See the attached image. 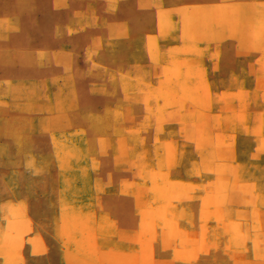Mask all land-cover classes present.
Returning <instances> with one entry per match:
<instances>
[{"label":"rangeland","instance_id":"1","mask_svg":"<svg viewBox=\"0 0 264 264\" xmlns=\"http://www.w3.org/2000/svg\"><path fill=\"white\" fill-rule=\"evenodd\" d=\"M160 244L264 264V0H0V264Z\"/></svg>","mask_w":264,"mask_h":264},{"label":"crops","instance_id":"2","mask_svg":"<svg viewBox=\"0 0 264 264\" xmlns=\"http://www.w3.org/2000/svg\"><path fill=\"white\" fill-rule=\"evenodd\" d=\"M161 75L162 71L158 65H151L148 69L145 75L146 80H144L145 87L143 88L144 93L148 95V98L161 101V98L164 97L165 101V99H168L169 95L172 96L171 92H169V89L165 87V80H162ZM136 88L139 89L138 87ZM167 104L168 103L166 101L165 103L161 101L157 104V110L162 112V114L166 113L169 119H173L175 121L178 120L176 124L178 130L180 131V129H182L185 125L184 121L181 120L184 118L183 112L180 111L177 106H174V109L168 108ZM152 107H154V105H152ZM179 118H181V121L179 120ZM153 247L155 248V251L159 253V260L161 261V264H199L201 262L208 261V259L205 258L206 255L204 253L203 256H197L192 252L184 251L183 248H180L181 246L179 245L166 247L164 246V244H160Z\"/></svg>","mask_w":264,"mask_h":264}]
</instances>
